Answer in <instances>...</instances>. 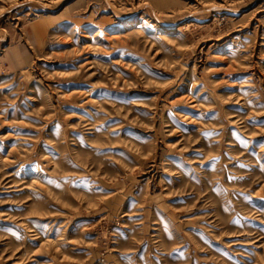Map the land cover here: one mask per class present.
Instances as JSON below:
<instances>
[{"label": "rangeland", "instance_id": "obj_1", "mask_svg": "<svg viewBox=\"0 0 264 264\" xmlns=\"http://www.w3.org/2000/svg\"><path fill=\"white\" fill-rule=\"evenodd\" d=\"M0 264H264V0H0Z\"/></svg>", "mask_w": 264, "mask_h": 264}]
</instances>
